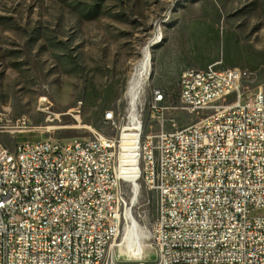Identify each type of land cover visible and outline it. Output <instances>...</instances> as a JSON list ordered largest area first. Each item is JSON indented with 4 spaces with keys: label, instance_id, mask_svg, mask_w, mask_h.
<instances>
[{
    "label": "built area",
    "instance_id": "1",
    "mask_svg": "<svg viewBox=\"0 0 264 264\" xmlns=\"http://www.w3.org/2000/svg\"><path fill=\"white\" fill-rule=\"evenodd\" d=\"M248 78L217 63L188 68L181 102L209 115L166 129L156 89L151 110L160 128L139 131L137 110L127 118L136 180L156 194V264H264V85L245 93ZM31 131L26 119L13 129L0 122V134L15 142L10 149L0 141V264H119L115 242L129 222L136 229L120 170L129 167L123 134L93 130L62 146L52 138L17 142Z\"/></svg>",
    "mask_w": 264,
    "mask_h": 264
},
{
    "label": "rangeland",
    "instance_id": "2",
    "mask_svg": "<svg viewBox=\"0 0 264 264\" xmlns=\"http://www.w3.org/2000/svg\"><path fill=\"white\" fill-rule=\"evenodd\" d=\"M74 1L0 0V108L33 128L17 134V142L89 138L93 130L120 139L132 113L129 81L146 52L151 64L137 105L144 134L160 128L151 110L156 89L164 94L166 129L211 113L190 112L181 102L188 68L244 69L245 93L264 85V0H106L94 20L74 13ZM99 110L103 116L93 115ZM0 141L15 146L7 133ZM124 178L135 185L123 181L141 234L127 241L128 223L113 247L116 261L156 264V194L136 173Z\"/></svg>",
    "mask_w": 264,
    "mask_h": 264
},
{
    "label": "bare ground",
    "instance_id": "3",
    "mask_svg": "<svg viewBox=\"0 0 264 264\" xmlns=\"http://www.w3.org/2000/svg\"><path fill=\"white\" fill-rule=\"evenodd\" d=\"M148 53L149 52H146L144 57H142L143 59L140 62L138 61L136 68L134 67L135 71L133 70L134 72L130 78L129 85H128L127 95H128L129 102L131 105L132 113H131L130 118L132 119L136 118L138 100H139V97L142 91V87L144 86L145 80L147 78V74H148L150 64H151L150 62L151 56L149 57ZM155 92L156 90L153 91L151 103H155ZM22 120L23 118L22 119L18 118L17 120H14V118L11 116L8 110H6L5 108H0V122L4 123V128L13 129L15 128V126L21 125ZM139 131H142L140 123H139ZM128 136H129L128 134L123 133V138L125 140L129 138ZM125 140L123 141V143H125ZM63 144H64V140L55 139V146H62ZM123 149L126 152L125 156H127V159H123L122 162H125V164H129V167H126L124 165L122 167L123 168V178H124V175L126 176L132 175L134 173H136L137 175L138 174V168H137L138 167V146L125 144V146L123 145ZM13 168H20V160H13ZM125 181L131 182L126 179ZM140 234L141 233L138 232L136 229H134V227H130L126 234V240L134 241L136 243L137 238L140 236Z\"/></svg>",
    "mask_w": 264,
    "mask_h": 264
},
{
    "label": "trees",
    "instance_id": "4",
    "mask_svg": "<svg viewBox=\"0 0 264 264\" xmlns=\"http://www.w3.org/2000/svg\"><path fill=\"white\" fill-rule=\"evenodd\" d=\"M106 0L80 1L75 0L70 3L71 10L82 20H94L101 16L102 7ZM93 115L103 116V111L94 112Z\"/></svg>",
    "mask_w": 264,
    "mask_h": 264
}]
</instances>
